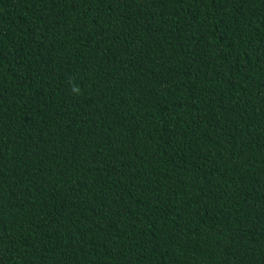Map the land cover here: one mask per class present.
I'll return each instance as SVG.
<instances>
[{"label": "trees", "instance_id": "1", "mask_svg": "<svg viewBox=\"0 0 264 264\" xmlns=\"http://www.w3.org/2000/svg\"><path fill=\"white\" fill-rule=\"evenodd\" d=\"M0 264H264V0H0Z\"/></svg>", "mask_w": 264, "mask_h": 264}, {"label": "clouds", "instance_id": "2", "mask_svg": "<svg viewBox=\"0 0 264 264\" xmlns=\"http://www.w3.org/2000/svg\"><path fill=\"white\" fill-rule=\"evenodd\" d=\"M75 91H76V92H79V88H76Z\"/></svg>", "mask_w": 264, "mask_h": 264}]
</instances>
